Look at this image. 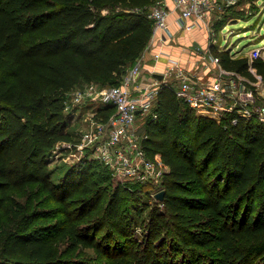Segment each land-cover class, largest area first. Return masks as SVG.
<instances>
[{
    "label": "trees",
    "instance_id": "16d2710c",
    "mask_svg": "<svg viewBox=\"0 0 264 264\" xmlns=\"http://www.w3.org/2000/svg\"><path fill=\"white\" fill-rule=\"evenodd\" d=\"M158 1L0 0V264H264L258 118L233 124L235 114L221 121L198 115L163 83L143 142L149 159L159 155L168 167L157 186L120 183L107 198L112 172L92 160L53 179L49 158L75 142L70 92L122 83L152 40ZM212 54L224 69L255 80L248 56L215 47ZM252 65L264 80V58ZM114 113L107 105L97 119ZM147 186L165 191L156 197L163 210L150 209ZM33 187L37 201L54 207L11 194ZM98 209L106 213L95 220ZM139 225L140 238L132 228ZM98 227H109L101 238L91 234Z\"/></svg>",
    "mask_w": 264,
    "mask_h": 264
},
{
    "label": "built area",
    "instance_id": "2783aa9c",
    "mask_svg": "<svg viewBox=\"0 0 264 264\" xmlns=\"http://www.w3.org/2000/svg\"><path fill=\"white\" fill-rule=\"evenodd\" d=\"M159 0L150 11L154 21L152 41L158 34L164 41L171 35V16L178 14L176 20L183 32L189 33L198 28L206 29L212 35L213 16L215 13L224 14L227 7L237 4V0ZM170 1V0H169ZM163 41V40H162ZM214 45L216 43H213ZM209 55H211L209 53ZM144 56H141L134 66L125 74L123 81L117 86H100L91 84L74 97V101H91L105 103L115 108V113L107 122H102L100 131L87 134L86 139L100 143L105 126H108L109 136L99 144V159L105 165H112L114 175L144 184H159L168 167L162 162L159 155L154 160L149 159L144 149L146 134L139 132L137 121L139 117L152 113L158 98L161 84L172 85L178 99L187 103L198 115H209L220 121L225 115L235 114L233 124H237L239 117L251 120L258 118L264 122V80L253 67L254 60L264 58V47L254 48L249 56L250 71L255 80L234 71L223 68L219 58L211 55V62H204L205 69L215 71L214 80L202 83L198 73L189 70L179 61L173 60L162 81L157 78L147 86L141 85L144 70ZM204 55V59H206ZM211 63V64H210ZM215 65V67L212 66ZM212 67V68H211ZM199 70V69H198ZM70 112V106L66 104ZM98 114V113H97ZM156 116V115H155ZM64 144V145H62ZM62 145V146H61ZM78 144L61 143V150L71 149Z\"/></svg>",
    "mask_w": 264,
    "mask_h": 264
},
{
    "label": "rangeland",
    "instance_id": "374dc122",
    "mask_svg": "<svg viewBox=\"0 0 264 264\" xmlns=\"http://www.w3.org/2000/svg\"><path fill=\"white\" fill-rule=\"evenodd\" d=\"M237 1H238L237 4L233 5L232 7H228L227 11L225 10V13L228 12V14H220L219 12L214 14L212 20L213 32L215 37L219 39L220 47L230 48L228 50L230 53L237 52L236 54H234L235 57H241L247 55L250 56L251 53V51L249 50L250 48L264 47V0H240V1L237 0ZM224 3L225 1L222 0L223 5H225ZM232 17L233 18L236 17L235 19H242V20L234 23L231 20ZM223 26H224L223 32L221 33L220 29ZM231 32H234V34H231ZM225 35L226 37L224 38ZM244 49H245L244 53L240 52ZM197 76L198 78H200L199 75ZM211 76H213L214 78V75ZM209 77L207 76V78ZM151 80H153V78H151ZM172 85L174 86V82L172 83ZM88 86L89 85H85V86L80 85L79 87L71 91L69 94L70 100L66 103L70 106L69 131H71L74 134V141H75L74 143L78 145L71 147V149H69L68 152H64V153L61 152L62 151L61 147H57L53 155L49 158L50 167L54 172L53 179L56 183L59 181L61 177H64L66 175L67 171L72 166L80 163L81 161L92 160V161L101 162V160L98 157L99 155L98 148H99V144L102 143L103 139L109 136L108 126L107 125L105 126L106 130L102 134V137L99 138L100 143H97V141L99 140L93 142L87 140L86 135L87 134L90 135L92 133L94 134L100 131L99 128L102 125L101 124L102 121L100 119H97V113L100 108L106 107L107 105H105V103L91 101L90 99H87L81 103L74 101L75 95L87 89ZM149 117L150 116L148 115L138 118L137 126L139 128V132L144 134L146 133L144 130ZM208 117L211 118L210 116ZM108 167L112 172L113 182L112 183L108 182L107 184L108 185L107 188L108 192L106 193L107 198L111 196L114 189L117 188V186L120 183L122 184L136 183L135 180L127 179L120 175H114L112 170V165H109ZM150 185H153L155 187L158 184L152 183ZM147 187H149L147 190L149 191L148 197L150 198V201H148V203H150L149 204L150 209L151 208L157 209L158 211L163 210L164 206L162 205V203H157V199H156V194L158 189H154L153 187L150 186ZM11 194L13 195V197H15V199L18 202L22 204H27L28 202L33 201L36 207L39 205L38 202L40 203L42 199L41 198L39 201L36 200L37 188L35 187L24 190L23 189L14 190L12 191ZM41 197H43V195ZM41 203H43L40 204L41 207H45V205L49 208L54 207V205L51 203H46V202H41ZM106 204L107 202L105 201L103 204L104 205L103 208L106 206ZM141 206H143V204H141ZM101 209H98L96 211L97 213L95 212L96 213V215H94L95 220L105 215L106 212H103V210ZM150 209L149 208L147 209L148 212H146V217H144L146 219V222L149 219ZM8 219L9 216L4 217V221H7ZM109 227L103 229H101V227H98L95 230H92L91 234H95L97 235V237L101 238L103 233H105V231ZM132 228H133V233H135L136 237L140 238V236L142 235L143 227L139 225V227L137 228L135 226H133ZM82 253L83 255L88 257H93L94 259L98 258L97 255L92 250H85ZM97 260L101 261L102 263L105 262L109 264L112 263V258H98Z\"/></svg>",
    "mask_w": 264,
    "mask_h": 264
},
{
    "label": "crops",
    "instance_id": "0c3cea01",
    "mask_svg": "<svg viewBox=\"0 0 264 264\" xmlns=\"http://www.w3.org/2000/svg\"><path fill=\"white\" fill-rule=\"evenodd\" d=\"M167 3L173 7L171 0H168ZM177 18L178 14L173 13L171 16V35H168L167 39L164 41V39H161V35L158 34L157 38L148 45L142 54V56H144V70L141 77V85H149L152 81L151 78L160 80L156 75L164 76V73L173 60L179 61L189 70H195V73H198L200 76L202 83L214 80L211 75H213L215 71L206 70L204 62H211L210 57L213 55L212 48L215 47L219 51H228L230 48L220 47L219 39L215 37L214 33L210 35L204 28H198L189 33L183 32L176 22ZM235 18L236 17L231 18L232 22L235 20L237 22L242 20ZM223 28L224 26L220 29L221 33L223 32ZM231 34H234V32H231ZM225 37L226 35L224 38ZM213 43L216 44L214 45ZM254 48L256 47L250 48L249 50L252 51ZM240 52L244 53L245 49ZM209 53L211 55H209ZM231 53L232 56L235 57L234 54H236V52ZM204 55L207 56L206 59H204ZM213 67H215V65ZM207 76L211 77L207 78ZM204 116L208 117L209 115Z\"/></svg>",
    "mask_w": 264,
    "mask_h": 264
},
{
    "label": "water",
    "instance_id": "95a60500",
    "mask_svg": "<svg viewBox=\"0 0 264 264\" xmlns=\"http://www.w3.org/2000/svg\"><path fill=\"white\" fill-rule=\"evenodd\" d=\"M237 21L235 20L234 23H236ZM160 80H163L164 76L163 75H156ZM164 194H165V191H161L157 194V198L159 200H163L164 199Z\"/></svg>",
    "mask_w": 264,
    "mask_h": 264
},
{
    "label": "bare ground",
    "instance_id": "6f19581e",
    "mask_svg": "<svg viewBox=\"0 0 264 264\" xmlns=\"http://www.w3.org/2000/svg\"><path fill=\"white\" fill-rule=\"evenodd\" d=\"M255 18H256V17H255ZM238 24H239V23H238ZM240 24H241V23H240ZM233 25H234V24H233ZM235 26H236V25H235ZM227 27H228V26H227ZM248 31H249V30H248ZM241 35H243V34H241ZM241 35H240V36H241ZM238 37H239V36H238ZM238 37H237V38H238ZM234 38H235V37H234ZM234 38H233V40H234ZM245 40H246V39H245ZM245 40H244V41H245ZM251 41H252V40H251ZM223 42H224V41H223ZM247 43H248V41H247ZM242 46H243V45H242ZM236 53H237V52H236Z\"/></svg>",
    "mask_w": 264,
    "mask_h": 264
}]
</instances>
